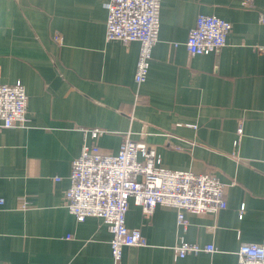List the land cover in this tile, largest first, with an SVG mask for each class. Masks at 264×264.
<instances>
[{
  "label": "crops",
  "instance_id": "crops-1",
  "mask_svg": "<svg viewBox=\"0 0 264 264\" xmlns=\"http://www.w3.org/2000/svg\"><path fill=\"white\" fill-rule=\"evenodd\" d=\"M243 1L162 0L139 84L140 42L106 39L107 0H0V82H22L29 97L25 126H0V264H115L104 220L79 221L66 205L92 127L107 130L88 140L107 152L128 135L156 144L157 164L226 184L227 208L187 213L186 229L176 209L147 215L131 200L127 224L147 245L126 246L119 264H239L243 242L264 241V0ZM200 14L232 29L219 51L192 55ZM182 239L216 250L177 257Z\"/></svg>",
  "mask_w": 264,
  "mask_h": 264
},
{
  "label": "built area",
  "instance_id": "built-area-1",
  "mask_svg": "<svg viewBox=\"0 0 264 264\" xmlns=\"http://www.w3.org/2000/svg\"><path fill=\"white\" fill-rule=\"evenodd\" d=\"M243 5L254 7V0H244ZM107 8L106 39L140 42L135 81L141 84L147 79L153 49L159 41L162 0H107ZM231 29L232 23L224 18L200 14L189 32L186 47L192 55L217 52L227 44ZM54 38L62 42L60 34ZM28 100L22 82H0V126H25ZM243 130L241 120L237 128L239 136ZM105 132L99 127L83 129L84 143L72 163L66 205L79 221L89 216L104 220L112 234L110 244L115 264L120 263L126 246L147 245L142 231L127 224L131 200L147 215H152L159 205L176 209L178 225L184 229L189 223L187 213L208 214L227 208L226 184L218 176L159 165L156 144L128 135L117 153L88 142ZM1 204L4 199L0 197ZM26 206L27 202L23 204ZM243 212L244 206L240 217ZM203 250L212 252L216 248L213 244L202 246L184 239L175 246L177 257ZM237 255L239 264H264V241L243 242Z\"/></svg>",
  "mask_w": 264,
  "mask_h": 264
},
{
  "label": "water",
  "instance_id": "water-1",
  "mask_svg": "<svg viewBox=\"0 0 264 264\" xmlns=\"http://www.w3.org/2000/svg\"><path fill=\"white\" fill-rule=\"evenodd\" d=\"M172 142H174V143H175V141H172Z\"/></svg>",
  "mask_w": 264,
  "mask_h": 264
}]
</instances>
